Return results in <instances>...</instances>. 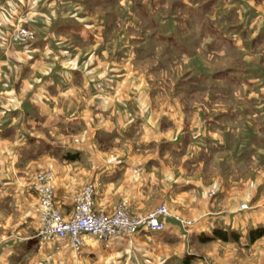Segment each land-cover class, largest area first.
I'll return each mask as SVG.
<instances>
[{
  "label": "crops",
  "instance_id": "crops-1",
  "mask_svg": "<svg viewBox=\"0 0 264 264\" xmlns=\"http://www.w3.org/2000/svg\"><path fill=\"white\" fill-rule=\"evenodd\" d=\"M115 1L0 0V264H264V195L259 194L264 185L246 179L245 187L226 188L218 175L206 182L175 163L179 159L201 171L211 154L225 147L209 129L232 131L224 123L233 113L221 110L211 117L198 109L185 111L171 96L154 94L153 78L134 70L131 59L113 62L110 50L143 49L142 37L128 43L117 38L113 49L107 46V8ZM97 19L106 27L99 28ZM18 22L33 30L31 42L10 39ZM158 25L148 31L166 39V52L181 48L196 57L185 40L174 41L175 28ZM209 31L224 34L216 26ZM207 32V25L198 30ZM259 45L263 56L264 40ZM219 48L213 43L210 49ZM263 76L261 65L242 77L250 84L264 82ZM256 93L261 116L264 90ZM250 131L239 153L230 154L233 164L244 156L264 164V133ZM254 137L261 144L255 146ZM40 171L51 172L54 203L66 217L75 196L93 182L97 210L112 213L123 202L140 215L165 203L191 224L183 230L168 217L160 232L140 229L104 241L84 235L80 254L66 239L40 247V211L32 188ZM259 178L264 180V173Z\"/></svg>",
  "mask_w": 264,
  "mask_h": 264
},
{
  "label": "rangeland",
  "instance_id": "rangeland-1",
  "mask_svg": "<svg viewBox=\"0 0 264 264\" xmlns=\"http://www.w3.org/2000/svg\"><path fill=\"white\" fill-rule=\"evenodd\" d=\"M110 1L113 3V0ZM107 9L110 11L108 25L111 35H109V45H107L110 49L115 46L117 38L128 43V41H138L142 37L143 49L139 53L135 50H124V52L121 51L122 53L110 50L109 58L113 62L117 63L119 61L117 59L125 61L131 59L130 65L131 63L135 64V67H132L134 70L153 78L151 86L154 94H161L162 98H166V95L171 96L174 105L182 106L185 111L190 108L198 109L201 112H206L207 115L211 113V117L221 110L233 113L232 116L230 113L228 116L225 115L224 123L225 127L233 129L232 131H222L214 126L209 129V132L213 131L216 136H219L225 147L219 152L212 153L211 158L200 167L201 171H198L197 167L183 164L179 159L178 161L175 159V163L186 169V173L194 175L196 179L203 176V180L206 182H211L218 175L219 178L221 177V184L226 188L245 187L246 179L249 180L248 183L252 181L255 186H257L256 184L264 185V180L258 179L259 175L264 173V164L257 160L259 158L249 162V160H245L246 156H244L237 164H233L230 160V154L239 153L240 146L246 138H249L251 128L254 129V133H264V115L260 116L259 110L262 100L256 99V92L264 90V82L249 84L244 79L249 68L264 66V55L262 56L259 49L262 47L259 43L264 40V35L261 37L258 35L260 32H264V19H261L264 18V1L117 0ZM152 10H155V13L149 16ZM100 11L104 12L105 9H99L98 12ZM119 12L121 14L118 18ZM116 22L119 23V26L114 25ZM96 23L99 28L101 26L105 28L107 25L101 19H97ZM158 23H161L162 28L168 26L175 28L179 35L174 38V41L185 40L190 44V48L195 50L194 56L198 55L199 57L192 59L193 52L181 48L178 50L173 48L171 55L166 52V39L161 36H150L151 33H149ZM204 25L208 26L209 35L203 36L198 33V30L203 29ZM214 26L224 32L221 37L210 33L212 30L209 31V28ZM161 27L159 28L162 29ZM232 28L235 30L234 32L231 31ZM143 29H146V33L140 32ZM102 35L103 38L108 37L104 29ZM230 37L235 39L232 44L229 43ZM254 39H257L256 44H250ZM213 43L221 48L216 49L218 51L210 49ZM236 47L239 49L238 51L234 49ZM253 47L257 48L254 49L258 51L257 53L252 50ZM106 55H108L107 51ZM115 68L120 69V67H111L110 69ZM129 68L127 67L126 70L128 71ZM256 74L253 72V76ZM262 79L261 76L259 81ZM186 90L189 92L186 93ZM220 91L226 93L221 94ZM217 94L219 97H216ZM230 119L232 120L229 121ZM253 144L257 146L256 144H261V142L257 140V137H254ZM262 152L264 154V150ZM259 194L264 195V190L263 194L262 191ZM161 204L166 205L165 203ZM241 204L244 207L247 206L245 202ZM168 210L173 216L177 215L169 208ZM130 212L132 215H137L133 214L131 210ZM177 216L182 221H190L181 215ZM210 263L221 264L214 261L206 262V264Z\"/></svg>",
  "mask_w": 264,
  "mask_h": 264
},
{
  "label": "built area",
  "instance_id": "built-area-1",
  "mask_svg": "<svg viewBox=\"0 0 264 264\" xmlns=\"http://www.w3.org/2000/svg\"><path fill=\"white\" fill-rule=\"evenodd\" d=\"M34 38L33 30L19 22L14 25L10 33V39L17 43L31 42ZM32 188L38 196L41 227L36 237L40 247L50 240L66 239L71 250L75 254H80L85 246L84 235L104 241L112 236L132 235L140 229L160 232L164 230V220L168 217L176 220L183 230L191 224V221H182L177 215L170 214L164 204L142 215H132L122 202L112 213L97 210L93 206L95 187L92 182L87 183L75 196L72 212L66 217L54 205L51 172H37L32 181ZM243 207L244 205L241 204V208Z\"/></svg>",
  "mask_w": 264,
  "mask_h": 264
}]
</instances>
